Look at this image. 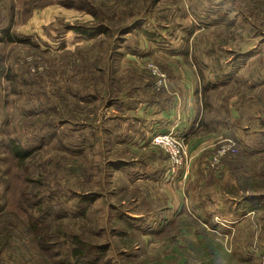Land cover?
Wrapping results in <instances>:
<instances>
[{
  "label": "rangeland",
  "instance_id": "rangeland-1",
  "mask_svg": "<svg viewBox=\"0 0 264 264\" xmlns=\"http://www.w3.org/2000/svg\"><path fill=\"white\" fill-rule=\"evenodd\" d=\"M158 78H198L213 143L180 133L179 180L116 143L126 120L146 138L118 107L168 101ZM69 235L99 264H264V0H0V264H59Z\"/></svg>",
  "mask_w": 264,
  "mask_h": 264
},
{
  "label": "crops",
  "instance_id": "crops-1",
  "mask_svg": "<svg viewBox=\"0 0 264 264\" xmlns=\"http://www.w3.org/2000/svg\"><path fill=\"white\" fill-rule=\"evenodd\" d=\"M168 80H170L169 88L165 94L168 101H159L161 97L156 98L151 96L152 90L150 91V89H152V87L150 85V87L147 86V89H149L151 93L149 97L151 103H149V105L148 102L142 103L143 100L140 105L134 107H127L124 106L123 103H120L118 112H121L124 115H132L133 118V114L140 115L137 116L138 118L135 117V119L138 121V126L144 127V131L147 135L146 138L140 140L135 136L134 132V127H137V125L132 127L130 120L121 121L120 126L122 129L120 131V137L118 136L116 142L117 145L123 147H126L127 145L128 147L148 152L144 158L139 159L132 157L128 160H121V164L124 165L122 169H125V167L135 171L142 169L144 170V173H149L150 171V173L155 174V176L158 172L163 173L166 171L167 159L162 160L160 154L156 156L157 151L151 150L149 148L150 144L147 143V140H150L151 136L156 132H165L170 129H176L175 131L178 133H188L187 146L188 152L191 155L197 153L194 150L195 148H200L199 150L201 151V149H205L213 144L211 141L209 142L206 135L198 136L196 138L195 136H193V138L191 137L194 128L192 130L190 129L193 126L196 127L195 117L196 114L200 112L199 95L196 91L198 78H168ZM124 95L129 96V94ZM124 119H126V117H124ZM127 127L131 128V130H127ZM149 167L155 168L156 171L147 170ZM138 176L139 180H141L140 178L150 177L148 174H145V177H141L142 174H139Z\"/></svg>",
  "mask_w": 264,
  "mask_h": 264
},
{
  "label": "trees",
  "instance_id": "trees-1",
  "mask_svg": "<svg viewBox=\"0 0 264 264\" xmlns=\"http://www.w3.org/2000/svg\"><path fill=\"white\" fill-rule=\"evenodd\" d=\"M72 29L80 30L81 33L84 35L88 34L87 29L85 28L74 27ZM9 149H10V153L12 157L15 159L17 164H23L25 160L31 155L30 151L20 148V146H18L13 141H10ZM86 199L90 200L92 198L89 197ZM92 200H94V198ZM30 218L33 219V217H30ZM41 219L45 220L44 217H42ZM37 222L38 220L35 219L32 225H35V227L38 229V233L37 234L32 233V232L31 233L35 236V239H37L39 248L42 251L49 252L52 246H47L46 240H45V238L47 237L41 234V229L37 225ZM57 240L52 242V244L53 245L57 243L60 244V242ZM63 244H65L67 248L64 253V258L59 260V264H99L98 263L99 258H94L91 262L90 261L88 262L87 253H88V250H89L88 248L90 245L86 241H84L80 236L69 235L67 237V240L63 241ZM55 255H58V253ZM103 264H110V263L109 261H105L103 262Z\"/></svg>",
  "mask_w": 264,
  "mask_h": 264
},
{
  "label": "built area",
  "instance_id": "built-area-1",
  "mask_svg": "<svg viewBox=\"0 0 264 264\" xmlns=\"http://www.w3.org/2000/svg\"><path fill=\"white\" fill-rule=\"evenodd\" d=\"M157 85L168 88L167 79L158 78ZM150 143L160 148L167 156L168 170H166L165 175L177 178V180L187 177L192 157L189 156L184 138L180 133L172 129L165 132H156L151 136ZM168 179L170 178L165 177L164 180L168 181Z\"/></svg>",
  "mask_w": 264,
  "mask_h": 264
}]
</instances>
